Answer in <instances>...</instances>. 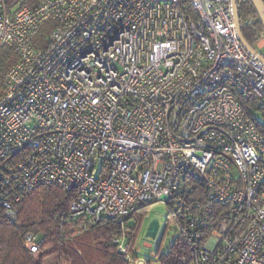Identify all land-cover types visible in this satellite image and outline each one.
Wrapping results in <instances>:
<instances>
[{
	"label": "built area",
	"instance_id": "1",
	"mask_svg": "<svg viewBox=\"0 0 264 264\" xmlns=\"http://www.w3.org/2000/svg\"><path fill=\"white\" fill-rule=\"evenodd\" d=\"M5 46L17 58L0 96L12 224L26 194L54 186L74 194V229L121 225L113 243L130 264L149 263L130 255L125 218L152 203L170 207L188 264H264V65L231 0H0ZM252 47L264 60V32ZM41 242L28 233L22 246Z\"/></svg>",
	"mask_w": 264,
	"mask_h": 264
},
{
	"label": "trees",
	"instance_id": "2",
	"mask_svg": "<svg viewBox=\"0 0 264 264\" xmlns=\"http://www.w3.org/2000/svg\"><path fill=\"white\" fill-rule=\"evenodd\" d=\"M238 16L242 36L252 47L263 29L258 19L247 24V21L256 18L248 1L239 5ZM16 59L12 48L5 46L0 49V96L3 93V76ZM73 199V193L54 186L38 187L15 205L17 220L14 224L0 208V264H44L50 256L57 258V264H130L113 243L121 233L120 224L105 219L93 226L86 224L83 229H74L85 221L68 218ZM144 207L125 218L124 227L129 231L127 236L131 243L134 238L131 234L138 228V221L132 227L126 222L139 216ZM28 233H34L42 240L38 253L23 248L24 236ZM188 261L189 247L182 238L176 237L168 250L158 255L155 263L188 264Z\"/></svg>",
	"mask_w": 264,
	"mask_h": 264
},
{
	"label": "rangeland",
	"instance_id": "3",
	"mask_svg": "<svg viewBox=\"0 0 264 264\" xmlns=\"http://www.w3.org/2000/svg\"><path fill=\"white\" fill-rule=\"evenodd\" d=\"M25 4L32 6L33 2H26ZM50 28L51 22H47L44 25L43 34H46ZM41 38L42 36L40 34L35 38L38 43L34 42L36 44H41ZM261 52L264 53V48ZM171 217V209L168 205L152 203L145 206L139 216L131 218L126 222L127 226L132 227L138 221V228L133 236L134 238L131 243L132 250L130 251V255L134 259H142L145 262L156 264L155 262L158 255L165 253L172 241L178 237L175 232L176 223ZM153 219L157 220L159 223V229L154 239L145 236L148 223ZM57 263V258L51 256L44 261V264Z\"/></svg>",
	"mask_w": 264,
	"mask_h": 264
},
{
	"label": "water",
	"instance_id": "4",
	"mask_svg": "<svg viewBox=\"0 0 264 264\" xmlns=\"http://www.w3.org/2000/svg\"><path fill=\"white\" fill-rule=\"evenodd\" d=\"M248 2L251 4L253 7L256 16L262 26L263 32H264V5L261 2V0H248ZM232 4V12H233V18H234V26H235V31L238 36V39L240 43L242 44L244 50L251 55L252 57H255L257 61L262 63L264 65V60L262 57L251 47L243 38L241 29H240V23H239V16H238V11L237 7L235 4V0H231ZM162 199L165 200V196H162ZM159 229V223L157 220L153 219L148 223L145 236L154 239L157 235Z\"/></svg>",
	"mask_w": 264,
	"mask_h": 264
},
{
	"label": "crops",
	"instance_id": "5",
	"mask_svg": "<svg viewBox=\"0 0 264 264\" xmlns=\"http://www.w3.org/2000/svg\"><path fill=\"white\" fill-rule=\"evenodd\" d=\"M259 40H260V38H259ZM259 40H258V41H259ZM258 41H257V42H258Z\"/></svg>",
	"mask_w": 264,
	"mask_h": 264
}]
</instances>
